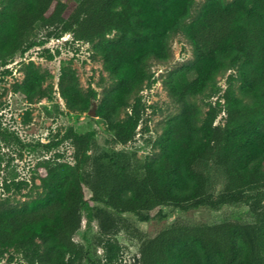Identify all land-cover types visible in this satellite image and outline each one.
<instances>
[{"label":"trees","instance_id":"1","mask_svg":"<svg viewBox=\"0 0 264 264\" xmlns=\"http://www.w3.org/2000/svg\"><path fill=\"white\" fill-rule=\"evenodd\" d=\"M194 3L0 0V63L36 45L40 28L55 30L50 34L58 40L69 34L72 41L91 43L112 81L95 115L121 145L134 139L144 113L137 92L153 83L148 60H167L178 32L194 46L193 59L164 80L178 112L156 139L157 153L140 159L118 149L94 158L95 131L68 127L49 145L69 140L74 163L39 160L35 196L17 203L0 198V260L9 253L10 261L19 255L22 264H82L87 252L75 234L83 212H95L105 264H123L120 230L139 240L138 264H264V209L253 222L174 221L152 236L123 217L129 212L144 221L165 216V205L217 209L255 194L264 199V0H205L188 21ZM231 69L222 89L216 78ZM44 80L28 61L16 90L28 101L46 98ZM58 89L75 111H88L97 97L81 88L68 66L60 69ZM198 95L217 101L204 113L192 100ZM221 111L225 120L217 123ZM211 164L226 176L219 192L208 189Z\"/></svg>","mask_w":264,"mask_h":264},{"label":"rangeland","instance_id":"2","mask_svg":"<svg viewBox=\"0 0 264 264\" xmlns=\"http://www.w3.org/2000/svg\"><path fill=\"white\" fill-rule=\"evenodd\" d=\"M204 1L195 0L188 21L196 16ZM51 32L55 30L40 28L36 45L20 50L0 63V131L3 133L0 134V198H8L13 203L35 196L39 190L35 170L39 160L50 158L56 163H74V148L69 140L49 145L51 141L60 139L70 126L78 132L95 131L96 146L91 151L94 158L105 157L118 149L133 152L140 159L157 153L156 139L161 135L167 119L178 112V106L172 101L164 80L194 57V46L183 33L178 32L171 38V53L167 60H148L147 68L153 75V83L137 92L144 105V113L134 139L121 145L114 142L113 133L103 126L97 116L89 113L95 110L103 91L112 84L101 58L94 53L91 43L72 41L68 34L58 40L51 36ZM112 36L113 32L107 35ZM28 61H33L45 73L43 84L49 90L46 98L28 101L16 90V84L22 81ZM65 66L75 70L83 90L96 91L97 97L88 111L69 109L60 95L58 77L60 69ZM231 72L235 71L227 70L217 76V84L222 89ZM192 100L205 113L217 101V97L198 95ZM224 120L225 112L221 111L216 122L223 123ZM206 173L208 189L219 192L226 180L224 171L211 164ZM263 209L264 199L255 194L248 201L222 205L217 209L200 206L182 210L165 205L162 206L163 217H149L142 221L129 212L124 213L123 217L145 236H152L174 221L187 224H213L228 220L253 222ZM98 234L95 212L90 217L83 212L81 226L75 234V240L82 243L87 252L82 264H105L100 260L102 249L96 245ZM116 236L123 244L121 262L138 264L139 240L125 230H120ZM8 256L9 253L5 254L0 264H22L19 255H15L11 261Z\"/></svg>","mask_w":264,"mask_h":264},{"label":"water","instance_id":"3","mask_svg":"<svg viewBox=\"0 0 264 264\" xmlns=\"http://www.w3.org/2000/svg\"><path fill=\"white\" fill-rule=\"evenodd\" d=\"M89 113L95 114V110L92 109V110L89 111Z\"/></svg>","mask_w":264,"mask_h":264},{"label":"built area","instance_id":"4","mask_svg":"<svg viewBox=\"0 0 264 264\" xmlns=\"http://www.w3.org/2000/svg\"><path fill=\"white\" fill-rule=\"evenodd\" d=\"M69 35V34H68Z\"/></svg>","mask_w":264,"mask_h":264}]
</instances>
